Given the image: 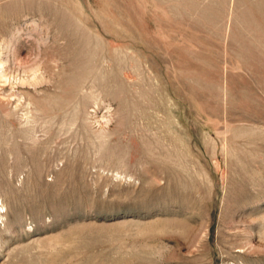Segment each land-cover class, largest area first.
I'll use <instances>...</instances> for the list:
<instances>
[{
	"label": "rangeland",
	"instance_id": "obj_1",
	"mask_svg": "<svg viewBox=\"0 0 264 264\" xmlns=\"http://www.w3.org/2000/svg\"><path fill=\"white\" fill-rule=\"evenodd\" d=\"M0 264H264V0H0Z\"/></svg>",
	"mask_w": 264,
	"mask_h": 264
}]
</instances>
